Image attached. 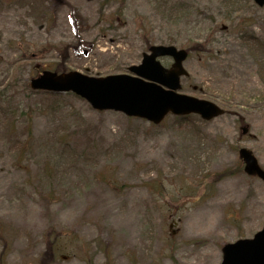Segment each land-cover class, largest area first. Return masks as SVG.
Segmentation results:
<instances>
[{
    "label": "rangeland",
    "instance_id": "374dc122",
    "mask_svg": "<svg viewBox=\"0 0 264 264\" xmlns=\"http://www.w3.org/2000/svg\"><path fill=\"white\" fill-rule=\"evenodd\" d=\"M67 1L0 0V264H218L264 222V181L237 153L264 168V6ZM195 42L181 91L225 108L210 121L152 125L26 85L36 63L106 75Z\"/></svg>",
    "mask_w": 264,
    "mask_h": 264
},
{
    "label": "water",
    "instance_id": "95a60500",
    "mask_svg": "<svg viewBox=\"0 0 264 264\" xmlns=\"http://www.w3.org/2000/svg\"><path fill=\"white\" fill-rule=\"evenodd\" d=\"M254 1L259 6L264 4V0ZM150 49L149 55L144 54L143 63L130 67V70L172 90L179 88V75L186 73L181 66L186 51L163 45L152 46ZM160 55L173 57L174 63L171 69L162 68L155 60V57ZM31 85L34 88L52 90L72 89L85 97L95 108H114L128 115L146 117L154 122H158L169 109L181 114L197 112L206 119L222 113L220 108L209 101L164 90L155 83H146L128 75L95 78L73 71L58 76L44 72L33 79ZM239 153L245 162V171L264 179V170L259 167L251 152L241 148ZM222 252L223 258L220 264H264V225L252 238L225 244Z\"/></svg>",
    "mask_w": 264,
    "mask_h": 264
},
{
    "label": "trees",
    "instance_id": "16d2710c",
    "mask_svg": "<svg viewBox=\"0 0 264 264\" xmlns=\"http://www.w3.org/2000/svg\"><path fill=\"white\" fill-rule=\"evenodd\" d=\"M248 38L254 39V38H252V37H250V36H249ZM254 40H255V39H254Z\"/></svg>",
    "mask_w": 264,
    "mask_h": 264
}]
</instances>
